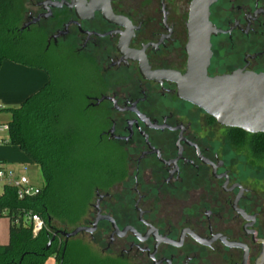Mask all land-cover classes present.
I'll list each match as a JSON object with an SVG mask.
<instances>
[{
    "label": "flooded vegetation",
    "instance_id": "1",
    "mask_svg": "<svg viewBox=\"0 0 264 264\" xmlns=\"http://www.w3.org/2000/svg\"><path fill=\"white\" fill-rule=\"evenodd\" d=\"M34 7L24 30L68 71L89 72L81 117L111 171L82 234L126 264H264V133L222 124L179 94L189 10L167 0ZM210 21L208 77L264 72V0H215Z\"/></svg>",
    "mask_w": 264,
    "mask_h": 264
},
{
    "label": "trees",
    "instance_id": "2",
    "mask_svg": "<svg viewBox=\"0 0 264 264\" xmlns=\"http://www.w3.org/2000/svg\"><path fill=\"white\" fill-rule=\"evenodd\" d=\"M24 23L20 0H0V68L8 59L45 69L50 80L19 106L5 109L11 113L5 143L18 146L40 167L44 184L39 195L23 200L13 187H6L0 195V215L10 219V242L0 245V264H46L51 256L57 264H126L115 257L95 256L89 245L76 237L66 242L58 235L52 241L57 230L81 226L84 208L100 186L99 179L111 171L99 167L104 157L90 145L93 128L81 117L67 116L79 98L71 85L59 79V74L68 70L61 62L49 63L45 39L23 31ZM38 44H42L39 53ZM29 210L45 220L46 226L37 234L32 225L24 223Z\"/></svg>",
    "mask_w": 264,
    "mask_h": 264
},
{
    "label": "water",
    "instance_id": "3",
    "mask_svg": "<svg viewBox=\"0 0 264 264\" xmlns=\"http://www.w3.org/2000/svg\"><path fill=\"white\" fill-rule=\"evenodd\" d=\"M214 2L192 0L190 4L187 23L189 64L187 73L176 79L179 94L204 107L222 124L264 133V72L237 69L228 74L207 76V67L212 57L211 36L217 32L210 21V8ZM97 224L98 221L94 226ZM91 230L93 228L87 226H78L71 231L57 230L52 241L61 235L68 242Z\"/></svg>",
    "mask_w": 264,
    "mask_h": 264
},
{
    "label": "rangeland",
    "instance_id": "4",
    "mask_svg": "<svg viewBox=\"0 0 264 264\" xmlns=\"http://www.w3.org/2000/svg\"><path fill=\"white\" fill-rule=\"evenodd\" d=\"M148 1L153 2L154 0H148ZM190 1L191 0H167L169 7L170 8L175 7V9L177 8L176 12L183 13V16L185 14H187V12L189 10ZM20 2L23 6L24 15H27L30 11H36L35 7H34L35 0H20ZM41 48H42V44H38L36 46V52L39 53L41 51ZM49 55H50L49 63H51L52 66H54V64H56V62H57L56 59H58V57L53 56L51 54H49ZM88 73L89 72L73 73L72 71H67V72L59 74V79L64 80L68 85H71V87L75 89L76 96L79 97L78 103L76 104L77 106L73 110H69L67 113V116L69 117V119H72V118L76 119L78 117H81V113H80L81 108L83 107V105H85L87 103V100L85 98H83V96H84V93H88L89 89H90L89 84H88V81L90 80V75ZM91 78H92V81H93V79H95V77H91ZM1 113H2V111H0V118L1 119H6L9 117L7 114L3 115ZM3 113H6V112H3ZM81 118H79V119L82 120ZM83 126H85L86 128L88 127L85 124H83ZM7 133L6 132H4V133L0 132V152L3 151V149L8 147V146L9 147L14 146L13 144H8V143L3 142V140H1V137H3V136H5L3 138L8 139ZM96 135H97V132H94L93 138L90 139L91 140L90 145H93L94 142L96 141V138H97ZM104 151L105 150H99V152L97 154L100 157H102L103 156L102 153ZM25 163H26L25 168L27 169L26 174L30 177V179L33 182H35L36 184L43 185L44 184V177H43V174H42L40 167H38L37 164H35L33 161H31L30 158L26 159ZM8 166H10V165H8ZM12 167H15L14 169H17V171L18 170L22 171L25 169L24 166L23 167L22 166L21 167L12 166ZM85 178H87V175L85 176ZM98 179H99V177H97V180ZM1 192H2V185L0 183V193ZM74 228H76V226H72L68 230L71 231ZM76 238L79 240L82 239L83 242H85L87 245H89L88 247L93 252V254L99 258H104V257H108V256L117 258V256L113 253H105L103 251L102 245L98 244L96 241H93L91 239V237L87 234H79L78 236H76ZM9 242H10V219L6 214L0 215V245H5V244H8Z\"/></svg>",
    "mask_w": 264,
    "mask_h": 264
},
{
    "label": "crops",
    "instance_id": "5",
    "mask_svg": "<svg viewBox=\"0 0 264 264\" xmlns=\"http://www.w3.org/2000/svg\"><path fill=\"white\" fill-rule=\"evenodd\" d=\"M49 80L50 75L45 69L26 66L8 59L4 60L0 68V111H2L1 114H7L9 117L0 118V122L8 123L11 119V113L5 109L19 106L29 96L37 93ZM28 158L30 157L15 145L8 146L0 152V161L7 166L10 165L9 167L13 169L15 167L12 166H24L25 168ZM46 264H57V262L51 256Z\"/></svg>",
    "mask_w": 264,
    "mask_h": 264
},
{
    "label": "built area",
    "instance_id": "6",
    "mask_svg": "<svg viewBox=\"0 0 264 264\" xmlns=\"http://www.w3.org/2000/svg\"><path fill=\"white\" fill-rule=\"evenodd\" d=\"M8 131V123L0 122V132L4 133ZM1 140H3V142L6 141L3 137H1ZM26 171V169L17 171L0 161V183L2 185V192L0 195L4 193L6 187L15 188L17 191V197L20 200L39 195L42 192L43 185L33 182L26 174ZM24 223L32 225L34 234H37L46 226L43 217L32 210L25 213Z\"/></svg>",
    "mask_w": 264,
    "mask_h": 264
}]
</instances>
